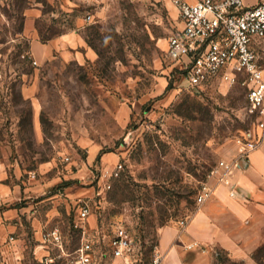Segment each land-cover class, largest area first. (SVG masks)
Listing matches in <instances>:
<instances>
[{
	"label": "rangeland",
	"instance_id": "1",
	"mask_svg": "<svg viewBox=\"0 0 264 264\" xmlns=\"http://www.w3.org/2000/svg\"><path fill=\"white\" fill-rule=\"evenodd\" d=\"M180 27L170 0H0V264H60L79 200L87 234L122 226L151 264L161 229L253 136L241 80L198 92L167 57Z\"/></svg>",
	"mask_w": 264,
	"mask_h": 264
},
{
	"label": "built area",
	"instance_id": "2",
	"mask_svg": "<svg viewBox=\"0 0 264 264\" xmlns=\"http://www.w3.org/2000/svg\"><path fill=\"white\" fill-rule=\"evenodd\" d=\"M170 1L177 9L181 27L166 41L167 57L175 62L189 87L198 92L214 81L232 86L241 80L246 86V111L253 117V136L243 144L255 146L264 138V74L256 53L264 43V0L250 6L244 0ZM121 168L117 163L110 175L117 176ZM218 178L223 180L224 176ZM211 191L208 184L203 185L196 197L198 205ZM90 212L88 202L79 200L74 225L82 227V239L60 264H141L142 252L124 227L117 226L109 234L99 230L92 235L86 233ZM185 223L180 222L181 226ZM47 235L54 241L60 239L58 229ZM160 260L155 254L151 264H160Z\"/></svg>",
	"mask_w": 264,
	"mask_h": 264
},
{
	"label": "crops",
	"instance_id": "3",
	"mask_svg": "<svg viewBox=\"0 0 264 264\" xmlns=\"http://www.w3.org/2000/svg\"><path fill=\"white\" fill-rule=\"evenodd\" d=\"M223 162L218 169L223 180L209 181L210 195L186 223L161 229L156 245L160 264H213L214 247L250 262L264 243V138L253 147L235 144Z\"/></svg>",
	"mask_w": 264,
	"mask_h": 264
},
{
	"label": "trees",
	"instance_id": "4",
	"mask_svg": "<svg viewBox=\"0 0 264 264\" xmlns=\"http://www.w3.org/2000/svg\"><path fill=\"white\" fill-rule=\"evenodd\" d=\"M261 246V247H260ZM259 247H257L254 252H253V258L255 259V261L258 263V264H262V262L260 261L259 257H258V253L262 250V245H260ZM227 253V252H226ZM228 255V254H227ZM217 257L220 256V253L216 254Z\"/></svg>",
	"mask_w": 264,
	"mask_h": 264
}]
</instances>
